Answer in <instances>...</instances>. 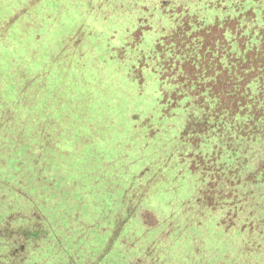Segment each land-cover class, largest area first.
<instances>
[{
	"label": "rangeland",
	"instance_id": "obj_1",
	"mask_svg": "<svg viewBox=\"0 0 264 264\" xmlns=\"http://www.w3.org/2000/svg\"><path fill=\"white\" fill-rule=\"evenodd\" d=\"M149 3L0 0V55L7 50L0 84L9 61L20 69L33 64V72L49 64L50 76L38 83L32 101L38 109L52 104L58 120L68 118L49 131V146L35 131L28 135L36 143L17 156L16 145L0 151V246L6 258L17 257L18 264H264V184L258 183L264 173L258 180L245 175L246 189H239L235 175L237 161L244 167L249 162L243 167L248 172L263 169L264 159L257 156L253 165L254 155L247 153L257 150L247 144L242 155L228 151L227 162L219 163L208 139L204 151L189 156L188 143L203 142V128L214 120L215 68L226 70L198 47L195 35L206 28L212 47L215 36L198 24L205 15L175 9L177 19L158 18ZM47 81L48 92L41 89ZM259 95L245 109L254 108ZM197 106L204 123L184 136ZM17 129L8 128L12 140ZM260 140L254 143L259 149ZM226 167L227 190L220 193L217 173ZM221 200H227L224 209L211 207ZM159 223L164 230L150 231ZM174 245L177 253L165 250ZM105 249L104 260L96 262ZM148 250L154 257H146Z\"/></svg>",
	"mask_w": 264,
	"mask_h": 264
},
{
	"label": "trees",
	"instance_id": "obj_2",
	"mask_svg": "<svg viewBox=\"0 0 264 264\" xmlns=\"http://www.w3.org/2000/svg\"><path fill=\"white\" fill-rule=\"evenodd\" d=\"M147 6L157 9L158 16L156 15V17L158 18L162 16L167 19L169 14V18L174 17L177 19V17L173 15L175 13L174 11H176L175 9H177V12L181 11L187 15L192 14L191 16L194 18H200L203 15H205V18L209 17L207 20H204L205 18L199 19L200 21L198 24L209 26L207 30L215 36V40L211 41L214 47H212L211 44H206V40L208 39L205 30L206 28L196 33L195 41L197 45H199L198 47H201V49L204 47V53H210L212 61L220 63L221 65L223 64V69H226L221 70L215 68L217 81L212 82L210 85L213 91L215 88L219 89L217 97L215 98L214 108L210 114L214 120H208L203 128V134L201 135H207L203 142L196 140L188 143L190 146V148L188 147V149H190L189 156L204 151V144L207 143L206 139L209 140L213 147L215 146L216 155H214V157L219 160V163L222 159L223 161L227 160L226 155L228 151L235 152L237 155H242L243 153L241 154V149L247 144H252L256 148L257 153L248 152L247 155H254L252 157L255 160L253 165L257 166V162H260V159L257 158V156L264 159V133L262 131L264 128V71L262 69L264 68V60H261L262 58L259 56L261 51L264 50V0H186V2L183 1L182 4H179L178 0H150V3ZM196 8L201 9V13L197 12ZM154 19L152 20L154 21ZM201 20H203V22ZM193 24H195V21L191 20L188 25L190 26ZM4 31H7V28ZM196 50L197 49H193L194 52ZM1 51L2 55H0V62L3 60V56L7 50L3 47ZM21 58L20 55L17 56V59ZM25 59L26 58H24V60ZM5 65L8 68L11 67V69L8 71V74L3 75V80L0 84V107L5 108V112L0 116V144H2L0 151L16 145L18 150L14 149L13 153L17 156L19 150L36 143L34 141L36 137L28 135L34 134L35 131L37 132L35 135L41 134L42 137L45 136L47 138L46 142L47 146H49L50 142L52 143V137L54 136V134L50 135L49 131H51L52 127L56 128L58 122H65L68 120V118L65 117L58 120V118L55 117V114L53 115L54 108L52 104L46 103L45 105H42L41 109H38L37 105L34 106V102L32 101V97H35L34 95L37 94L38 83L42 78L44 79L46 76L49 78L50 76L51 69L49 64L42 67L43 70L39 69L40 71L38 72H33L36 70L35 65L33 64H29L27 67L23 66V68H21L22 70L16 67V64L13 66L11 61L7 62ZM15 71H18L19 73ZM220 73H222V75H220ZM14 75L15 77H13ZM48 85L49 83L47 81V88H44V85H41V89H46V92H48ZM51 87L50 84V89ZM255 92L260 93L255 107L252 109H245L247 108L248 99L253 97ZM15 93L16 97L14 101L11 100L13 102L7 103V95H13ZM196 93H194V95H196ZM50 94L52 93L50 92ZM190 96L191 94H188L186 95V98L193 101L194 98ZM205 103L208 104L209 102L205 100ZM193 108L194 107L190 110ZM199 108H201V106H197L190 112L191 117L188 116L189 119L188 121L186 120V124L182 131L184 136L189 133L193 134V126H196L198 121L199 123H204L199 120L200 116L197 114ZM60 111L61 110H58L59 113ZM238 126H241V128ZM9 127L12 129L18 128L17 130L21 129V131L16 134L15 140L11 139L8 130ZM237 129H242L243 131L237 133ZM211 130L215 132H211ZM235 134H238V137ZM175 138L177 139V136H175ZM260 139L263 141V145L259 149L254 143L258 142ZM58 140L59 138L55 140L56 146L60 145ZM39 145L43 150L45 144L39 143ZM218 146L221 147L219 151L216 148ZM222 148L224 152L223 155L220 153ZM8 151L9 150L5 153H8ZM188 153L186 152L185 154L188 155ZM237 163H239V168L235 175L241 179L238 183L239 189H246L245 187L250 184V180L245 178V175L253 179L258 177L260 173H264V168H250L248 172H246L247 170L243 169L244 166L242 163L239 161H237ZM244 165L246 166L244 167L246 169L249 168L250 163L245 162ZM222 171L217 173L219 175L217 176L218 182L216 185L220 187L217 189L220 193H224L223 189L227 190V186H225L227 185V167ZM197 172H200L201 175L204 173L203 171H198L194 168L193 173L196 176ZM258 179L259 177L257 180ZM262 181L263 180L261 179L258 183L263 185L264 183ZM164 194L165 193H163V195ZM91 196L96 197V195L93 194ZM94 199L98 201L97 198ZM94 199H90V201L93 203ZM225 201L221 200L211 207L217 209L218 206L224 209L225 205L223 202ZM168 205L171 206L170 204ZM149 226H151L150 231L153 232L156 231L155 228H158L160 232L161 230H164L161 223ZM33 234H36V232H33ZM172 236L175 235L171 234L169 237ZM156 241L157 240L154 241V244L158 246ZM107 248L108 247L106 246V249ZM106 249L103 253L99 254L100 258H97L96 262H98L99 259L101 262L104 260V258L101 257L106 255ZM155 249L157 248L155 247ZM165 250L172 253H177L179 251L177 245L171 246L169 250L165 248ZM191 250L190 253L194 251L193 249ZM4 253L5 252L0 246V264L19 263L16 261L17 257L6 258ZM144 253L148 255L146 257H154L149 250ZM140 260L141 259L138 260V263ZM197 263L198 262L195 260V264Z\"/></svg>",
	"mask_w": 264,
	"mask_h": 264
}]
</instances>
